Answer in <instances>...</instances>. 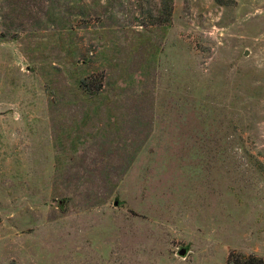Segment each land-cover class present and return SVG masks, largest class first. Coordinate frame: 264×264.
I'll list each match as a JSON object with an SVG mask.
<instances>
[{
    "label": "rangeland",
    "instance_id": "obj_1",
    "mask_svg": "<svg viewBox=\"0 0 264 264\" xmlns=\"http://www.w3.org/2000/svg\"><path fill=\"white\" fill-rule=\"evenodd\" d=\"M163 3L0 0V264H264V0Z\"/></svg>",
    "mask_w": 264,
    "mask_h": 264
},
{
    "label": "trees",
    "instance_id": "obj_2",
    "mask_svg": "<svg viewBox=\"0 0 264 264\" xmlns=\"http://www.w3.org/2000/svg\"><path fill=\"white\" fill-rule=\"evenodd\" d=\"M172 0H164L163 6L159 11V19L161 22H169L172 17Z\"/></svg>",
    "mask_w": 264,
    "mask_h": 264
},
{
    "label": "water",
    "instance_id": "obj_3",
    "mask_svg": "<svg viewBox=\"0 0 264 264\" xmlns=\"http://www.w3.org/2000/svg\"><path fill=\"white\" fill-rule=\"evenodd\" d=\"M179 254H180V256H182V257L186 256V254H187L186 249H182V250L179 252Z\"/></svg>",
    "mask_w": 264,
    "mask_h": 264
}]
</instances>
